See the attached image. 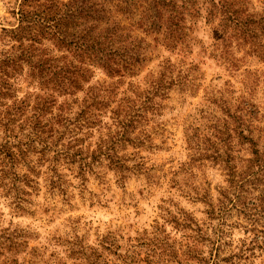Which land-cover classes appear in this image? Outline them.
<instances>
[{
  "label": "rangeland",
  "instance_id": "obj_1",
  "mask_svg": "<svg viewBox=\"0 0 264 264\" xmlns=\"http://www.w3.org/2000/svg\"><path fill=\"white\" fill-rule=\"evenodd\" d=\"M22 1L0 0V54L22 55L3 32L18 27L12 13ZM50 4V16L72 14L63 25L70 23L74 39L86 32V40L119 50L121 65L111 76L86 61L84 91L55 95L74 113L73 102L89 87L106 97L97 123L78 136L84 162L61 158L54 164L53 152L44 160L29 153L19 159L10 190L13 175H3L0 157V264H75L68 258L71 243L95 247L105 238L120 246L117 264H203L218 243L229 264H264L262 194L255 185L242 191L229 183L258 172L250 144L232 132L239 122L230 118L239 110L252 113L243 122L262 136L264 0ZM37 44L33 64L77 59L53 33ZM38 70L23 64L8 79L0 95V146L6 143V108L29 110L43 98L40 89L51 88ZM132 110H140L136 124L110 152L120 169L100 146L120 130L114 119Z\"/></svg>",
  "mask_w": 264,
  "mask_h": 264
},
{
  "label": "trees",
  "instance_id": "obj_2",
  "mask_svg": "<svg viewBox=\"0 0 264 264\" xmlns=\"http://www.w3.org/2000/svg\"><path fill=\"white\" fill-rule=\"evenodd\" d=\"M50 2L51 0H23L18 12L12 13L18 22V27L11 31H3L18 43L15 49L21 50L22 55L10 56L9 52L0 54V95L4 89H7L8 79L23 64H26L31 72L39 69L38 73L44 76L46 84L51 86V88L40 89L43 92V98L37 100L36 106L31 109L28 110V106L22 109L13 105V107H7L5 114L2 115L1 125L6 134V143L0 146V157L3 160V175H6V170L13 175L10 190L16 187L17 173H15V167L19 163V159L28 157L29 153H36L40 156V160H44L48 154L53 152L55 154L52 159L54 164L59 162L61 158L73 163H76L77 160L79 162L86 160L81 157L80 151H77V144L81 142L78 136L84 129L92 128L97 123V117L105 109L104 99L106 97L100 98L95 93L94 87H89L82 100L73 102L79 109L78 113H74L72 106L67 108V103L58 105L55 95H57L56 97L73 96L78 91H84L83 84L89 82L86 79V61L100 65L111 76L118 71L117 69L121 65L115 59L119 56L118 49H115L118 51H114V49L107 51L100 43L86 40V32L85 34L81 33L80 38L74 39L75 35L69 33L70 28H72L70 23L63 25V22L71 19L72 14L67 13L57 17L54 13L50 16L49 13L54 7ZM48 33H53L60 45L73 47L77 59L63 65H47L49 61L40 59L34 65L31 51L36 52L38 50V37L42 38L44 34ZM110 43H113L112 39ZM64 58L66 59V57ZM105 93L108 94L109 91L107 90ZM23 104L22 102L21 105ZM131 112L133 114L129 116L126 115L124 118L117 116L114 119L115 126L120 130L115 137L109 138L107 144L103 142L100 146V149L107 147L104 153H109L108 158L120 169L123 167L119 165V160L115 162L110 152L116 153L115 147L127 141L126 137L130 128L136 124L140 110H132ZM234 115L231 118L229 116V118L238 121L239 126L232 132L239 141L250 144L254 158L251 163L258 166V172H252L250 176L236 184L233 179H229V183L242 191L248 187L252 190L256 188L259 193L261 192L262 201H264V130L260 132L262 136L256 137L254 129L243 122V120L249 119L252 113L239 110ZM21 118H24L23 121ZM66 140L67 142H65ZM108 144L110 145L108 146ZM27 168L29 172H32L31 167ZM52 169L55 171L56 165H53ZM15 190L17 191V189ZM17 200L19 203L21 202L19 197ZM99 242V246L95 247L84 246L79 242L71 243L75 249H71L68 258L74 260L75 264H80L83 259L85 264H117L116 262H119L121 258L120 246L117 245V242L111 238H105ZM221 248L222 245L218 243L208 262L203 264H229L230 258L222 257Z\"/></svg>",
  "mask_w": 264,
  "mask_h": 264
}]
</instances>
